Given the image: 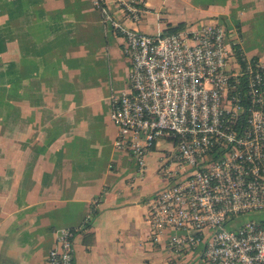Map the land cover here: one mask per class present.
Instances as JSON below:
<instances>
[{
    "label": "crops",
    "instance_id": "crops-1",
    "mask_svg": "<svg viewBox=\"0 0 264 264\" xmlns=\"http://www.w3.org/2000/svg\"><path fill=\"white\" fill-rule=\"evenodd\" d=\"M141 2L147 12L125 21L131 28L219 22L264 70V0ZM122 44L92 0H0V264H47L63 228H80L76 264H212L200 248L172 254L167 234L150 235V182L168 143L142 171L114 147L111 97L127 89Z\"/></svg>",
    "mask_w": 264,
    "mask_h": 264
},
{
    "label": "built area",
    "instance_id": "built-area-1",
    "mask_svg": "<svg viewBox=\"0 0 264 264\" xmlns=\"http://www.w3.org/2000/svg\"><path fill=\"white\" fill-rule=\"evenodd\" d=\"M92 0L123 38L127 89L111 97L114 147L139 170L158 142L167 184L148 200L146 221L157 242L180 255L200 248L212 264H264V70L235 55L227 28L147 34L128 26L147 12L141 0ZM80 228L56 232L47 264H76Z\"/></svg>",
    "mask_w": 264,
    "mask_h": 264
},
{
    "label": "rangeland",
    "instance_id": "rangeland-1",
    "mask_svg": "<svg viewBox=\"0 0 264 264\" xmlns=\"http://www.w3.org/2000/svg\"><path fill=\"white\" fill-rule=\"evenodd\" d=\"M151 32L152 31H149V34H151ZM148 34V33H147ZM153 35H155V34H153ZM121 58L123 59V62H124V64L128 67V62H129V59L123 54L122 56H121ZM124 77V76H123ZM125 78V77H124ZM123 83V82H122ZM123 85H124V83H123ZM166 146V148H167V150H170V148H171V143H168V144H166L165 145ZM124 152V151H123ZM160 156H161V154H160ZM152 162H154L153 160H152ZM158 163V162H157ZM159 164V163H158ZM167 184V180H165L161 175H156V177L153 179V180H151V182H150V186H151V188H153V189H159V188H161L163 185H166ZM264 218V214H262V215H260V216H256V217H252L251 219H253V220H256L257 218ZM199 252V251H198ZM200 261H202V262H204V260L203 259H200Z\"/></svg>",
    "mask_w": 264,
    "mask_h": 264
},
{
    "label": "trees",
    "instance_id": "trees-1",
    "mask_svg": "<svg viewBox=\"0 0 264 264\" xmlns=\"http://www.w3.org/2000/svg\"><path fill=\"white\" fill-rule=\"evenodd\" d=\"M172 32H177V30H176V29H173V30H171V31L168 32V33H172ZM233 47H234L235 55L238 57V59H239V61H240L241 58H242V52H241V50H240V48L238 47L237 44H234ZM252 59L256 60V58H252ZM240 62L242 63V61H240Z\"/></svg>",
    "mask_w": 264,
    "mask_h": 264
}]
</instances>
